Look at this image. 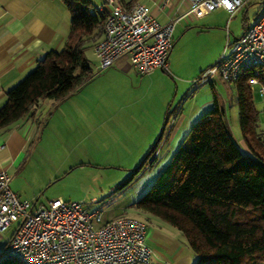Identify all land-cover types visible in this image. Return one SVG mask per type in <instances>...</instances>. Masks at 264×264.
<instances>
[{"label": "trees", "instance_id": "16d2710c", "mask_svg": "<svg viewBox=\"0 0 264 264\" xmlns=\"http://www.w3.org/2000/svg\"><path fill=\"white\" fill-rule=\"evenodd\" d=\"M63 2L71 14L66 44L47 51L6 91L0 128L35 116L41 99L62 100L96 76L87 51L102 36L107 12L92 0ZM121 3L129 6L134 1ZM255 73L256 68L247 69L235 83L246 150L233 138L225 110L215 100L133 202L185 234L196 256L193 264H264V137L257 129L259 110L248 83ZM260 79L264 81L263 73ZM155 150L152 147L148 155ZM5 247L0 264H24L6 255Z\"/></svg>", "mask_w": 264, "mask_h": 264}, {"label": "rangeland", "instance_id": "374dc122", "mask_svg": "<svg viewBox=\"0 0 264 264\" xmlns=\"http://www.w3.org/2000/svg\"><path fill=\"white\" fill-rule=\"evenodd\" d=\"M92 1L95 4L103 0ZM262 5L263 0H249L237 11L233 22L242 30L245 12L251 17L262 9ZM91 9L94 10V7L91 6ZM67 15L70 30L69 10ZM184 21L179 20L176 24L175 41L179 45ZM87 55L94 72L97 73L95 78L62 100L48 98L43 102L40 107V119H43V123L36 136L30 139L20 162L9 169L12 174L11 188L22 199L26 198L37 204L47 203L57 197L79 199L88 206H101L104 215L113 216L112 218L121 214L137 216L145 221L146 231L150 229L149 233H153V224L159 222L164 223L167 229L182 235L183 232L168 221L133 206V202L146 192L161 168L169 162L167 152L170 147L164 146V152L160 151L158 159H154L155 152L150 155L148 153L152 147L157 150L163 148L173 113L170 121L164 125L167 107L164 115L163 111L160 113V107L155 106L158 96L155 94L152 97L151 92L143 100V107L136 101L134 90H130L127 96L113 93L101 99L117 79L111 77L108 82L105 81L103 74L109 67L99 70V58L92 48L88 49ZM198 76L199 74L194 79ZM170 77L174 81L178 79L175 76ZM208 84L210 83L199 87ZM259 87V84H255L252 92L259 110L257 129L264 137V95L260 94ZM191 93L193 92L190 91L189 94ZM182 96L180 92L174 97L173 91L169 100V103L173 101L172 109L176 105L187 109L188 97L182 100ZM228 102L226 115L230 132L245 151L239 126L238 104L235 100ZM155 118L162 120L158 137L145 145L143 137L147 135L149 127L151 130ZM163 126H166L164 138L161 135ZM112 187H117L118 190L111 192ZM93 200L96 202L92 204ZM14 228L15 225L2 232L0 252L12 236Z\"/></svg>", "mask_w": 264, "mask_h": 264}, {"label": "built area", "instance_id": "2783aa9c", "mask_svg": "<svg viewBox=\"0 0 264 264\" xmlns=\"http://www.w3.org/2000/svg\"><path fill=\"white\" fill-rule=\"evenodd\" d=\"M183 1L187 10L165 22L159 21L150 5L141 1L129 6L119 0L97 3V9L107 12L102 36L93 47L99 70L112 66L122 55L141 74L167 69L176 24L182 17H200L218 8L232 15L249 0ZM169 2L163 0L160 7ZM251 68H256V73L248 83L251 88L259 84V92L264 95V81L260 79V73L264 75V0L243 33L227 41L218 59L193 80V89L212 83L218 76L236 83L243 71ZM180 109L178 105L173 110L171 126ZM11 180L12 174L0 168V237L15 225L6 243V255L24 264H137L152 260L154 251L146 242V223L141 218L121 214L106 219L101 206H88L79 199L57 197L37 204L22 199L11 188ZM116 190L111 188V192Z\"/></svg>", "mask_w": 264, "mask_h": 264}, {"label": "crops", "instance_id": "0c3cea01", "mask_svg": "<svg viewBox=\"0 0 264 264\" xmlns=\"http://www.w3.org/2000/svg\"><path fill=\"white\" fill-rule=\"evenodd\" d=\"M119 1L128 4L136 0ZM137 1L150 5L161 22L167 21L173 15H182L187 10V3L183 0H170L163 8L160 7L163 0ZM67 10L63 0H0V106L6 100V91L30 72L47 51L62 49L65 46L70 31ZM237 11L231 15L226 9L218 8L204 16L190 14L182 17L180 20L185 21L183 27L181 26V43L179 45L174 42L167 69L157 68L151 73L141 74L132 66L129 58L122 55L103 74L105 81L108 82L111 77L117 81L101 99L113 93L127 96L130 90H134L136 101L143 107V100L148 93L151 92L152 97L156 94L158 98L155 106L160 107V113L163 111L164 115L167 107L164 125L178 106L172 109L173 101L169 103L173 91L174 97L180 92L183 94L182 100L188 97L187 109H180L174 125L165 135L163 148L155 150V159H158L160 151L163 153L164 146H167L170 147L167 152L169 160L174 149L178 148L188 133L192 122L209 109L215 100L224 108L225 113L228 111V100H235L238 104L235 83L224 81L219 76L206 85L208 87L196 88L195 92L192 85L193 79L222 53L227 41H233L240 36L246 22L256 14L255 12L249 17L245 12L241 30L233 22ZM170 75L178 79L174 81ZM190 91L193 93L189 94ZM46 99L48 98L39 101L35 116H23L0 128V145L6 144L5 147H0V168L10 171L13 164L20 162L30 139L36 136L39 126L43 123V119H40V107ZM153 121L151 130L149 127L147 135L143 137L145 145L158 137L162 120L155 118ZM226 121L229 129L227 115ZM165 129L166 126H163L162 138ZM242 141L244 142L243 137ZM112 217L105 215L106 219ZM163 224L155 222L153 233H149L150 229L146 231V242L153 249L154 256L149 263L137 264H193L196 256L185 234L173 232Z\"/></svg>", "mask_w": 264, "mask_h": 264}]
</instances>
